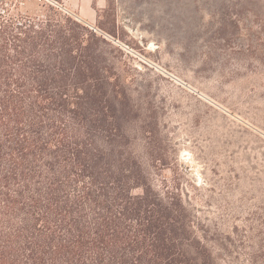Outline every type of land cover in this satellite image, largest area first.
<instances>
[{
	"label": "trees",
	"instance_id": "obj_1",
	"mask_svg": "<svg viewBox=\"0 0 264 264\" xmlns=\"http://www.w3.org/2000/svg\"><path fill=\"white\" fill-rule=\"evenodd\" d=\"M49 9L0 14V264H264L197 215L110 32Z\"/></svg>",
	"mask_w": 264,
	"mask_h": 264
},
{
	"label": "rangeland",
	"instance_id": "obj_2",
	"mask_svg": "<svg viewBox=\"0 0 264 264\" xmlns=\"http://www.w3.org/2000/svg\"><path fill=\"white\" fill-rule=\"evenodd\" d=\"M238 2L107 0L94 25L124 52L133 96L173 144L197 215L239 239L243 260L264 240V11ZM50 5L68 12L0 0V14L41 17Z\"/></svg>",
	"mask_w": 264,
	"mask_h": 264
},
{
	"label": "crops",
	"instance_id": "obj_3",
	"mask_svg": "<svg viewBox=\"0 0 264 264\" xmlns=\"http://www.w3.org/2000/svg\"><path fill=\"white\" fill-rule=\"evenodd\" d=\"M56 3L77 19L94 25L98 13L105 8L107 0H57Z\"/></svg>",
	"mask_w": 264,
	"mask_h": 264
}]
</instances>
